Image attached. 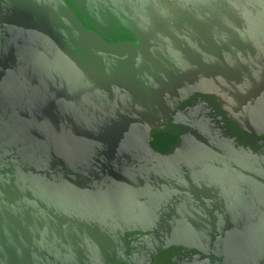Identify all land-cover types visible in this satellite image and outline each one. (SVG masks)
Returning a JSON list of instances; mask_svg holds the SVG:
<instances>
[{"label":"water","instance_id":"95a60500","mask_svg":"<svg viewBox=\"0 0 264 264\" xmlns=\"http://www.w3.org/2000/svg\"><path fill=\"white\" fill-rule=\"evenodd\" d=\"M0 264H264V0H0Z\"/></svg>","mask_w":264,"mask_h":264}]
</instances>
